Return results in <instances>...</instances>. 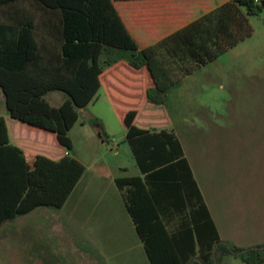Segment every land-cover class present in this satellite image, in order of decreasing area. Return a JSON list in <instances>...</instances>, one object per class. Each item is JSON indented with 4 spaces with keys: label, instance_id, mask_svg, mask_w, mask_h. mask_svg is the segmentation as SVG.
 Segmentation results:
<instances>
[{
    "label": "trees",
    "instance_id": "obj_1",
    "mask_svg": "<svg viewBox=\"0 0 264 264\" xmlns=\"http://www.w3.org/2000/svg\"><path fill=\"white\" fill-rule=\"evenodd\" d=\"M120 1L135 0H0V89L6 108L12 119L55 134L71 152L70 132L80 111L105 87L140 170L162 168L195 185L177 135L135 124L140 104L144 100L164 111L168 93L184 78L253 35L250 18L263 14L264 0H229L148 47H140L128 30L115 6ZM52 92L67 98L54 107L46 100ZM0 130L7 151L22 157L26 172L17 189L14 181L0 179V224L41 207L61 209L85 166L70 155L55 161L9 145L3 117ZM139 181L131 177L116 182L152 264H158L144 229L146 218L128 189ZM198 203L200 213L192 221L203 264H216L218 253L246 264L264 263V244L246 249L222 241L201 196Z\"/></svg>",
    "mask_w": 264,
    "mask_h": 264
},
{
    "label": "crops",
    "instance_id": "obj_2",
    "mask_svg": "<svg viewBox=\"0 0 264 264\" xmlns=\"http://www.w3.org/2000/svg\"><path fill=\"white\" fill-rule=\"evenodd\" d=\"M227 1L223 0L220 5ZM115 6L140 47L151 46L174 32L169 29L177 20L189 19L190 23L218 7L212 6L211 0H135L116 2ZM177 6L183 10L178 16ZM143 80L146 87L148 77L145 75ZM101 92L122 128L106 88L103 87ZM66 98L62 92L46 96L54 107L60 106ZM97 98L93 104L99 100ZM89 106L80 111L79 121L70 132L73 150L68 152L55 134L12 119L0 89V117L7 124L9 145L20 148L25 154L45 156L55 161L70 155L85 166V173L61 209L41 207L26 215L2 220L0 253L9 256L14 264H152L116 182L119 178L131 177L141 178L138 187L128 189L134 192L136 209L146 218L144 229L150 237L152 253L158 264H203L192 221L193 214L197 217L200 213L198 196L203 198L221 240L245 248L224 236L226 228L213 203L211 188L200 171L197 172L186 140L181 143L195 185L190 178L185 181L176 174L163 173L162 168L143 173L129 145L115 148L112 153L92 152L87 167L78 158V146L90 144L91 136L86 132L89 114L85 115ZM171 123L166 111L151 107L144 100L141 102L135 120L137 126L168 129L176 134ZM122 132L125 138L123 128ZM4 139L0 130V179L14 181L17 184L13 189H17L25 180V165L19 154L7 151ZM2 214L0 212V220ZM197 221L199 225L200 220ZM78 243L82 244L80 248L84 252L80 262L73 253L79 250ZM203 255H208L207 248H204Z\"/></svg>",
    "mask_w": 264,
    "mask_h": 264
},
{
    "label": "rangeland",
    "instance_id": "obj_3",
    "mask_svg": "<svg viewBox=\"0 0 264 264\" xmlns=\"http://www.w3.org/2000/svg\"><path fill=\"white\" fill-rule=\"evenodd\" d=\"M222 2L211 0V5ZM182 12L177 6L176 15ZM188 22L177 20L169 31ZM250 23V38L184 78L168 93L163 107L211 188L224 236L246 249L264 244V12L251 17ZM98 98L85 114L90 144L78 146V158L87 167L92 152L128 147L106 96L100 92ZM78 246L73 251L77 261L84 256L82 244ZM0 264L14 263L1 252ZM216 264L246 263L218 253Z\"/></svg>",
    "mask_w": 264,
    "mask_h": 264
},
{
    "label": "water",
    "instance_id": "obj_4",
    "mask_svg": "<svg viewBox=\"0 0 264 264\" xmlns=\"http://www.w3.org/2000/svg\"><path fill=\"white\" fill-rule=\"evenodd\" d=\"M244 252H246V251H244Z\"/></svg>",
    "mask_w": 264,
    "mask_h": 264
}]
</instances>
